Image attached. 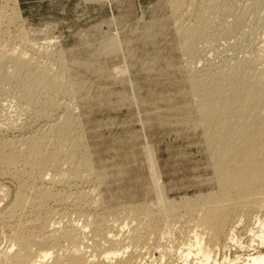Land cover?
<instances>
[{
    "label": "rangeland",
    "instance_id": "1",
    "mask_svg": "<svg viewBox=\"0 0 264 264\" xmlns=\"http://www.w3.org/2000/svg\"><path fill=\"white\" fill-rule=\"evenodd\" d=\"M4 1L0 0V5L5 4ZM191 1L200 24L190 28L191 35L187 37L186 44V38L181 40L180 31L183 34V30L180 29L189 28L197 22L193 21L195 13L190 16L191 12L186 11L190 0H15L14 8L21 19L2 27L8 28L11 35L26 31L27 43H38L41 49L45 47V51L39 48L31 49L34 50L31 52L27 44L22 52L25 53L23 58L29 59H23L28 64L15 68L6 63L0 69V128L7 123L26 122V125L23 123L25 133H34L41 128L44 130L48 122L59 119L68 108L73 126H76L71 132L83 140L90 157V167L95 171L89 180H76L66 189L60 187L63 196L67 195L62 201L65 203L48 201L44 209L48 208L45 210L54 226L89 224L85 227L84 239L89 245L86 251L93 255L98 254L90 248L93 243L91 237H94L92 232L96 227L95 216H106L101 228L108 233V237L127 240V231L135 223L126 215L127 206H139V211L149 206L159 215L153 216L155 225L152 234L145 235L147 238L141 243L128 245L122 256L124 258L132 255L138 260L141 258V264H174L176 258H171L173 254L162 258L161 252L167 247H181L183 239L191 235L190 226L193 224L182 210L177 213V216L184 214L181 219L174 218L177 223L173 219L169 222L163 205L160 212V205L154 204L157 194L151 186L149 169L151 159L152 165L157 168L153 175L160 178H154L157 190H163L164 196L171 199H184L185 196L213 188L212 163L208 160L211 159L210 150L205 149L204 128L202 131L203 126L197 124L194 104L197 99L195 101L189 96V87L196 86L210 94L212 99L210 102L207 99L204 106L206 103L217 105L214 119L232 120L235 125L245 119L246 132L260 129L264 133L263 119H260L264 113V0H218L215 6L206 10L199 0ZM8 7L11 8V5ZM210 10L213 14L208 17ZM111 39L117 42L118 48L108 54L103 50L102 43ZM13 43L20 44L17 40ZM47 48L49 52H46ZM46 53L49 56L53 54L52 58ZM255 56L260 62L254 60ZM32 59L39 62L42 68L54 67L53 71L59 68L62 80L66 82L62 81L64 87L68 86V90L70 87L73 94L63 95V91L59 96H45L43 91H36L18 99L23 84L21 74L33 64ZM32 96L36 100L33 99L34 103L28 107L20 103ZM53 97L58 102V110L48 106ZM64 104L67 105L65 109ZM77 123L80 125H75ZM4 133L0 131V139L9 138ZM95 172L98 178L100 174L98 180L101 183L95 179ZM22 177L18 178L19 181H6L4 185L6 196L0 200V250L5 249L8 239L15 232L13 225L17 221H7L3 215L19 189L17 182L26 179ZM30 182L34 181L30 179ZM96 182L99 191L96 189L91 193L92 184ZM71 194L80 198L77 209L72 202L75 197ZM98 195L99 198L96 197ZM232 203L236 204L234 199ZM238 205L245 207L230 213L227 224L228 227L233 225L235 234L245 242L248 241V234L244 227L253 223L260 209H249L245 203ZM24 210V216L20 218L31 215L29 209ZM162 220L166 226L164 229L171 231L170 237L165 235L162 238ZM179 221L183 224L179 225ZM180 226L184 231H190L187 234L179 230L186 236L182 240L180 235L183 234L177 230L181 229ZM156 229L160 230V235ZM63 243L65 245L60 244L62 249L68 248Z\"/></svg>",
    "mask_w": 264,
    "mask_h": 264
},
{
    "label": "bare ground",
    "instance_id": "2",
    "mask_svg": "<svg viewBox=\"0 0 264 264\" xmlns=\"http://www.w3.org/2000/svg\"><path fill=\"white\" fill-rule=\"evenodd\" d=\"M216 1L218 0H199L202 5L206 6L204 10H206V8H211V6H215L217 3ZM4 2L5 4L0 5V69L5 67L4 65L6 63H11L15 68L19 66L21 67L24 66V64H28L27 61L25 62V60H23L27 57L23 58L25 53L22 52L23 47L28 44V35L24 33L26 32L24 30L23 33L11 35L9 34L10 32L8 31V28L2 29L4 25H10L21 19L17 9L14 8L16 4L15 0H5ZM8 5H11V8L8 7ZM193 5L194 2L190 0L188 3V10H186L188 13L191 12L190 16L194 12ZM8 10L9 12L7 13ZM211 11L212 10L207 12L208 17L212 13ZM196 12H194L195 15L193 14V21L197 22L192 24L189 28L186 27L185 29H180L183 30V34L180 31L181 40L182 38H186L184 44H186V40L191 35L190 28L196 24H200V21L197 20L198 18ZM234 18L236 17L234 16ZM240 19L241 18L239 17V20ZM262 20V23L264 24V18ZM181 25L183 26V24ZM16 40L20 43L18 46L13 43ZM45 43L47 44V42ZM37 44L38 43H33L32 41V43L30 45L28 44V46H30V50H39L41 46L39 47V44ZM102 44L103 50L107 51L108 54L116 51L118 48L116 45L117 42L112 39L107 41L104 40V43ZM49 46L50 44H48V48ZM102 47L100 46V48ZM44 48L45 47L42 48L43 51H45ZM47 50L46 52H49V50ZM32 51L34 50H31V52ZM36 54H38V51ZM46 55L49 56L48 53H46ZM52 55L49 57L52 58ZM28 56L30 57L29 54ZM59 56L60 55H58V57ZM38 59L37 61H39ZM27 60L29 61L28 58ZM254 60L260 62L258 57L254 58ZM46 61H48V59ZM60 64H57L58 67ZM43 68L40 66L39 62L34 60L29 69H27L24 73L20 72L22 73L23 84L20 89L21 92L17 96L18 99L21 95L35 94L36 91H41V93L43 91L45 96H54L55 94H58L59 96V94L63 93V91H65L63 95L67 94L68 96H71L73 94V90L70 87L68 90V84H66L67 87H64L62 82L64 81V79L62 80L63 75H61L62 73H60L59 68H56L57 71H53L54 67L52 69L51 67L45 69ZM64 83L66 82L64 81ZM70 89L72 91H70ZM67 95L66 97L68 98ZM189 96H191L194 100L197 99V101L195 100L196 103H194L197 109V124L203 126H200L202 127L201 130L204 128V137H206V141H204L207 143H205L207 145L205 149H208V151L210 150L208 153L211 159L208 160H211L209 162L212 163L211 181H213L214 185L213 188L208 191L206 190L194 195L189 194L190 196H185L184 199H177L178 197L176 199L165 197L163 190H157L156 178L158 175L157 177L154 176L155 174L153 175L155 172L154 169L157 168H154L155 164L153 163L154 166L152 165L151 159L148 156L150 159V168H148L151 170L152 178L151 186L153 187L154 193L157 194L156 199H154V204L160 205L158 208L159 211L163 205V210L167 213L169 222H171L172 219L174 220L177 213L182 210V213L185 215L182 213H180V215H184L186 218L188 217L187 220H190L193 224L190 226L192 228L189 227L191 232L184 231L182 226H180L181 229H177L179 233H181L179 231L181 230L182 232L184 231V233L188 234L190 232L189 234H191L186 237L183 233H181L183 235H180V237H183H181V239L179 238L180 240H182L184 236L186 237L183 239L181 247L179 246V248H176L174 246L176 248L174 249V247H171V244V248L168 249L167 247V249L162 251L160 255L162 258H165L166 255L173 254L174 256H171V258H176V261L174 259V264H264V210H262L264 209V133L260 129H256L254 132H246L245 119L236 125L232 120H225L221 118L214 119L217 116V105H215V103L212 105H208L209 103H206L204 106L207 99H209V102L210 99H212L210 94L204 89L197 88L196 86L189 87ZM34 97L35 96L24 98L20 103H23V105L25 104V106L28 107L30 103H34ZM214 100H211L212 103ZM55 101L56 100L53 97V101L50 105L48 104L51 109L54 107L55 109L57 108L58 102L56 103ZM63 106L64 109L67 107L66 104ZM50 117L52 116L50 115ZM71 119L73 118H71V114L69 113L68 108H66L60 118L54 122H48V124H46V128L44 127V130H42V128L39 129L40 131L36 129L37 131L34 133L31 132L26 134V129L24 127L26 122H23L24 124L12 123L11 125L7 123V126L4 125L2 129L0 128L1 132L3 131L5 132L4 134L9 136V138L6 137L5 139L1 137L0 139V200L6 196V189L4 187L6 181L16 179L19 181L18 178L21 176H23L22 178L27 179V181L24 179V182L21 179L20 183L17 182L19 189L17 193H15L16 195L14 196L7 212L3 215L7 221L15 219L14 221L17 222L13 225L15 232L12 234L10 239H8V245L5 249L0 250V264H141V258L138 260L139 258L137 259L132 255L127 256L126 258L122 256L123 254L125 255V250L128 245L143 241L145 237L147 238L145 235L150 236V234H152L151 231H153V226L155 225V218H153V216L156 214L158 217L159 214L151 210L149 206H145V208L143 207L141 211H139V206H127V208H129H126V211L128 212L126 215L135 221L133 227L131 226V228L129 227L130 229L128 228L129 231H127V236H124L127 240H124L122 235L123 240L108 237V233L102 231L101 228L103 219L106 216L104 218L101 216H95L96 219H94V221L96 222V227H94L95 230L92 232V234L94 233V237H91V239L93 238V243H91L90 248L98 251L97 255H93L86 251V249L89 248V245L87 246V243L85 242L84 238L86 237L84 230L85 227L89 225L87 224L89 221L85 226H76L74 224L67 223L66 225L64 224L65 226L61 225L58 227L51 224L52 221L50 222L51 218L46 213L45 209L47 207L44 209V205L48 201L61 203L65 200L67 195L63 196V193L61 192L63 189L59 190L60 187H65L64 189H66V186L70 187L71 183V185H74L73 182L76 180L88 179L95 171L90 167V157L87 156V148L82 144L83 140L71 132V130L76 127L73 126ZM260 119H263L262 123H264V113L261 115ZM47 121L48 120H46V122ZM75 121L76 120L74 119V122ZM75 125L80 124L77 123ZM75 134H78V132ZM64 165L65 167L62 168ZM94 177L98 180L100 178V174L98 178V174L95 172ZM30 179L34 182H30ZM98 183L101 182L98 180ZM92 186L91 189L90 187L88 188L91 191L87 189L91 193L96 192V189L98 190L96 186L99 187V184L96 182V184L93 183ZM72 197L75 196L72 195ZM96 197L99 198V195ZM77 198L78 197H75L74 201H72L68 197L69 200L74 202L76 209L77 207H80V198ZM232 199L235 200L236 204L232 203ZM95 202L97 203V200ZM240 203L247 204L248 206L246 207L249 209L257 211L260 209L256 212L258 215L255 217L252 216L254 217V221L252 220L253 223H250L248 227H244V229L246 228L245 230L248 234V241L245 242H243V240L235 234V227L233 225H229L230 227H228L227 224L228 215L230 213L237 211L239 207H245V205H238ZM25 208L30 210L31 215H29V213V216L20 218L23 215ZM79 210L80 209H78V211ZM122 210L125 211L123 208ZM55 211L53 213H55ZM259 212H263V214H259ZM181 216L178 215L176 218H180ZM158 219L160 220V218ZM182 220L183 222L186 221L185 219ZM176 221L178 220L175 219L174 222ZM161 222L162 225L164 223L163 226H161L160 222L158 224L162 227V231L160 232L162 238H164L163 236L165 235L168 237L171 231L169 232L168 229H164V227L166 228L165 222L163 220ZM183 222H180L181 224L179 225H182ZM187 222L188 225H190L189 221ZM90 229L93 230L92 228ZM160 233L158 232L159 235ZM63 242L68 245V248L66 247V249H62L63 246L61 247L60 244L63 245ZM238 252H240V254Z\"/></svg>",
    "mask_w": 264,
    "mask_h": 264
}]
</instances>
